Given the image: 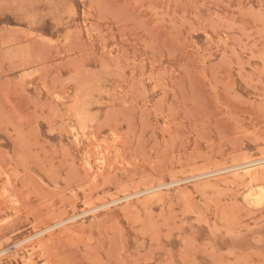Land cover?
Wrapping results in <instances>:
<instances>
[{
	"label": "rangeland",
	"instance_id": "rangeland-1",
	"mask_svg": "<svg viewBox=\"0 0 264 264\" xmlns=\"http://www.w3.org/2000/svg\"><path fill=\"white\" fill-rule=\"evenodd\" d=\"M0 207V264H264V0H0Z\"/></svg>",
	"mask_w": 264,
	"mask_h": 264
},
{
	"label": "bare ground",
	"instance_id": "bare-ground-1",
	"mask_svg": "<svg viewBox=\"0 0 264 264\" xmlns=\"http://www.w3.org/2000/svg\"><path fill=\"white\" fill-rule=\"evenodd\" d=\"M85 127V126H84ZM76 139V138H75ZM95 144V143H94ZM126 144V143H125ZM114 146V145H113ZM125 146V145H124ZM123 146V147H124ZM93 148V147H92ZM113 148V147H112ZM118 149V148H117ZM106 150V149H105ZM98 151V150H97ZM108 153V152H107ZM104 154V153H103ZM87 155H88V153H87ZM88 157V156H87ZM89 158V157H88ZM102 158V157H101ZM121 158V157H120ZM90 160V159H89ZM132 160V159H131ZM103 162H104V160H103ZM87 163V162H86ZM210 164V163H209ZM88 166L90 167V163H88ZM104 166V165H103ZM208 166V165H207ZM241 168V167H240ZM83 169H84V167H83ZM56 170V169H55ZM99 170V169H98ZM159 171V170H158ZM225 172V171H224ZM209 173V172H208ZM244 173V172H243ZM27 174V173H26ZM146 174H149L148 172L146 173ZM218 174V173H217ZM176 176V175H175ZM174 176V177H175ZM28 178V177H27ZM97 178V177H96ZM198 178V177H197ZM26 179V178H25ZM105 179V178H104ZM154 179V178H153ZM161 180V179H160ZM177 181V180H176ZM183 181V180H182ZM23 182V181H22ZM177 183V182H176ZM4 184V183H3ZM8 184V183H7ZM170 184V183H169ZM253 184V183H252ZM176 185V184H175ZM5 186V185H4ZM253 186V185H252ZM6 187H8V186H6ZM11 187V186H10ZM76 187V186H75ZM99 187V186H98ZM4 187H2V189H3ZM7 189V188H6ZM10 189V188H9ZM16 189V188H15ZM14 189V190H15ZM153 188H148V189H146V191H150V190H152ZM262 190V189H261ZM4 191H5V188H4ZM10 191V190H9ZM42 191V190H41ZM6 192V191H5ZM151 192V191H150ZM2 193V192H1ZM16 193V192H15ZM14 193V194H15ZM92 193V192H91ZM139 193H141V192H136L135 194H130V195H127L125 198H129V197H132L133 195H138ZM145 193V192H144ZM161 193V192H160ZM8 194V193H7ZM6 194V195H7ZM150 194V193H149ZM2 195H3V193H2ZM39 195V194H38ZM44 195V194H43ZM1 197H4V196H1ZM158 198V197H157ZM4 199V198H3ZM111 199V198H110ZM147 199H149V198H147ZM151 199V198H150ZM24 200V199H23ZM89 200V199H88ZM2 201V200H1ZM6 201H7V196H6ZM22 201V200H21ZM89 201H91V200H89ZM93 201V200H92ZM144 201V200H143ZM146 201V200H145ZM10 203H11V201H9ZM12 203H13V201H12ZM144 203V202H143ZM21 204V203H20ZM145 204V203H144ZM12 205H14V204H12ZM15 205H16V203H15ZM87 206H88V204H86ZM107 205V204H106ZM8 206V205H7ZM26 206V205H25ZM90 206V205H89ZM46 207V206H45ZM48 207H49V205H48ZM92 207V206H91ZM1 208V207H0ZM47 208V207H46ZM50 208V207H49ZM89 208V207H88ZM48 209V208H47ZM54 209V208H53ZM97 208H96V206H95V208H90V210L89 211H91V210H96ZM48 211H49V209H48ZM86 211V210H85ZM20 212V211H19ZM83 212V211H82ZM88 212V211H87ZM22 213V212H21ZM20 213V214H21ZM60 215H62V214H60ZM59 215V216H60ZM65 215V214H64ZM85 215V214H84ZM57 216V215H56ZM47 218V217H46ZM62 218V217H61ZM75 218V216H72V217H70V218H68V220H71V219H74ZM8 219V218H7ZM6 220V219H5ZM36 221V220H35ZM2 222H4V221H2ZM66 221L65 220H59V221H56L54 224H52V225H49V226H47V227H45V228H43V229H41V230H39L38 232H36V234L34 235V236H38V235H42V234H44L45 232H49V231H51V230H53L56 226H60V225H62V224H64ZM96 223V222H95ZM107 226V225H106ZM63 235V234H62ZM30 238H32V237H27V238H25L24 240H22L21 242H24V241H28ZM63 239V238H62ZM70 240H71V238H70ZM77 240V239H76ZM72 241V240H71ZM21 242H18V243H16V245H18V244H20ZM69 242V241H68ZM1 243V242H0ZM72 243V242H71ZM1 246V245H0ZM58 246V245H57ZM60 246V245H59ZM72 246H74V243H73V245ZM38 247H40V246H38ZM111 247V246H110ZM60 248V247H59ZM69 248V247H68ZM86 248V247H85ZM16 249V248H15ZM87 249V248H86ZM60 250V249H59ZM58 250V251H59ZM62 250V249H61ZM91 252V251H90ZM90 252H89V254H90ZM2 253H4L3 251H1L0 252V254H2ZM85 254V253H84ZM32 255V254H31ZM3 257V256H2ZM6 257V256H5ZM44 258H45V256H44ZM16 260V259H15ZM44 260V259H43ZM28 261V260H27ZM17 262V261H16Z\"/></svg>",
	"mask_w": 264,
	"mask_h": 264
}]
</instances>
